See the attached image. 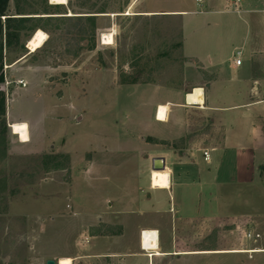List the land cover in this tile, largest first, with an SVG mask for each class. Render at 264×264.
Segmentation results:
<instances>
[{"label":"rangeland","instance_id":"rangeland-1","mask_svg":"<svg viewBox=\"0 0 264 264\" xmlns=\"http://www.w3.org/2000/svg\"><path fill=\"white\" fill-rule=\"evenodd\" d=\"M9 6L34 17L52 10L97 16V31L73 55L64 22L39 21L49 31H44L48 38L41 48L31 52L32 32L29 40L23 39L25 49L5 51L0 82L6 98V124L0 128V264H46L48 259L132 247L129 236L117 244L109 238L121 231L116 220L156 216L137 214L147 203V193L156 195L149 190L153 156H166L173 166L192 155L195 170L200 168L199 175L179 170L173 176L171 204L180 209L173 213L181 232L179 247L264 248V172L257 171L249 182L235 173V152L243 145L237 138L247 130L238 125L242 118L237 111L210 114L197 105L171 106L168 122L154 117L158 102L185 103L184 94L174 89L190 82L183 81V67L173 61L172 48L183 31L186 54L205 57L200 46L205 15L135 13L140 8L200 10L195 0H85L82 5L78 0L64 5L10 0ZM242 7L264 8V0H242ZM218 16L222 25H236L243 24L240 16L255 20L261 15ZM110 32L112 43L102 45L101 35ZM232 42L219 41L220 48L216 43L227 63L235 57ZM216 49L208 48L211 53ZM142 63L154 82L122 83ZM231 90L219 88L217 101L212 94L210 104L230 107L243 101ZM183 118L190 123L186 135ZM22 121L30 125V144L22 145L10 127ZM151 137L176 140L160 143ZM208 149L209 162L203 158ZM164 206L170 207L168 200ZM120 210L132 213L118 215ZM189 264H264V251L211 252L192 256Z\"/></svg>","mask_w":264,"mask_h":264},{"label":"crops","instance_id":"crops-1","mask_svg":"<svg viewBox=\"0 0 264 264\" xmlns=\"http://www.w3.org/2000/svg\"><path fill=\"white\" fill-rule=\"evenodd\" d=\"M196 1V0H195ZM197 3V2H196ZM64 5V4H56ZM62 12V11H58ZM194 13H200L205 15L203 34L200 40L201 52L206 50L207 55L205 57H198L196 53H187L184 51V44L182 42V55L186 58L183 66V81L190 82L189 87H177L174 90L184 94L185 103L179 101H165L158 102L155 107L154 117L161 123H166L170 119V113L172 111L171 106H180L186 108V106L197 105L206 113L237 111L238 118H242L238 125H245L247 127L245 136L237 138L240 146L236 152L234 158L237 162V168L235 167V173L240 180L249 182L259 171L261 174L264 172V8L255 7H242V0H203V7L200 10L189 9H143L140 8L136 11V16L144 17H172L178 18L180 16L191 15ZM224 14H259L261 16L256 17L255 20L241 17L243 24L233 25L227 23L222 25L219 22L218 15ZM61 15V14H58ZM72 15V14H67ZM240 27H243V31L240 34ZM254 28L258 30L255 31ZM227 31V32H226ZM217 32V33H216ZM223 32V34H222ZM182 31V37H183ZM220 39V40H219ZM228 39V40H226ZM232 40V46L234 51L242 50L245 52V57H241L242 62L237 65L235 57H230V63L227 60L219 56V50L217 48V41H223V43ZM217 40V41H216ZM236 44V45H235ZM44 45V44H43ZM215 47L213 53L209 52L208 48ZM219 44V48H220ZM211 53V54H210ZM231 87V94L238 98V103L233 104L230 107H222L218 104H210L212 99L210 95L214 94L215 97L218 94L219 88ZM202 88L203 90V102L189 104L187 102V94L189 90L194 88ZM217 97L215 98V102ZM160 106H166L168 109L166 120L158 119V110ZM221 118V117H220ZM182 123L187 128L185 135L190 127L189 120L183 118ZM215 122H218L214 120ZM28 125L29 140L22 142L19 138V142L22 145L30 144L31 131L30 125L27 121H24ZM220 122V121H219ZM225 121L221 119V125L224 126ZM12 124V123H11ZM10 124V125H11ZM183 135L182 137H185ZM180 137V138H182ZM157 142L173 141L170 139H159L151 137ZM177 138V139H180ZM244 142V143H243ZM213 149L220 148L219 146H212ZM209 159L205 161L209 162L212 157L209 149ZM155 156L150 158V164L152 168V160ZM165 158V165L169 172V185L166 187H154L151 183L149 190L156 192V195L152 196L150 192L147 193V203L144 208H140L137 214H156L151 219L139 220L138 217L119 219L116 222L120 225L119 233H112L109 239H115V243L121 239H131L133 246L128 249L122 247L110 248L103 253H95L91 255H76L70 257L72 259L71 264H189L192 256H207L211 252L230 251V252H244L248 253H260L264 251L261 247H247V248H230V249H206V248H187L179 247L177 240L178 235L181 233L178 231L176 220L174 217L175 212L179 211V207H173L171 204V197L173 194V176L177 171H181L188 175L191 171L200 174L199 170H195L196 164L193 162L192 155L189 157V161H177L173 166L168 163L167 157ZM191 163V164H190ZM191 165L192 167H189ZM153 170V168H152ZM151 182V181H150ZM159 194V195H158ZM169 201L170 207L164 206L166 201ZM148 211V212H147ZM132 210H120L118 215L131 214ZM165 215H169L166 217ZM120 218V217H119ZM155 230L156 235V247L147 248L141 238L142 231ZM93 233H95L93 231ZM96 235V234H95ZM88 238L85 236V239ZM89 241V239H88ZM89 242H86L87 244ZM219 254V253H215ZM61 258V257H60ZM56 260L57 264L60 260ZM91 259H96L93 261ZM189 261V262H188Z\"/></svg>","mask_w":264,"mask_h":264},{"label":"trees","instance_id":"trees-1","mask_svg":"<svg viewBox=\"0 0 264 264\" xmlns=\"http://www.w3.org/2000/svg\"><path fill=\"white\" fill-rule=\"evenodd\" d=\"M80 5L85 3V0H78ZM10 0H0V82L3 80V60L6 52H17L25 49L26 42L24 38H30L32 32L41 29L47 33L49 31L45 27L39 26V21H46L49 23H56L58 21L64 22V34L70 41L68 46L69 53L76 55L81 47V41L87 36L96 35L97 26L95 19L97 16L91 15H75L66 16L67 12H57L52 10L50 12L39 13L40 16H31L30 13H23L21 9L16 8L14 16H11V9L9 6ZM37 14V13H34ZM61 14V15H58ZM47 15V16H43ZM58 15V16H56ZM30 32H27V31ZM31 33V35H29ZM179 42L174 43L173 50L176 53L175 62H178L182 67L185 64L186 58L182 55V32L179 31ZM144 63H146L144 61ZM142 63L141 67L136 70L122 83L140 84V83H153L155 78L150 74L147 75L146 66ZM6 98L5 93L0 91V128L5 126L6 120ZM154 142L157 140L153 139Z\"/></svg>","mask_w":264,"mask_h":264},{"label":"bare ground","instance_id":"bare-ground-1","mask_svg":"<svg viewBox=\"0 0 264 264\" xmlns=\"http://www.w3.org/2000/svg\"><path fill=\"white\" fill-rule=\"evenodd\" d=\"M53 4H66L67 0H50ZM114 33H104V44H111L112 37ZM47 34L38 29L36 33L33 35L30 40L28 46L30 47L31 52H35L39 48L43 46L45 41L47 40ZM187 102L189 104L202 103L203 102V90L202 88H194L191 92L187 94ZM168 109L166 106H160L158 110V119L166 120ZM12 132L22 141L27 142L29 140V129L26 122H13L10 125ZM151 183L154 187H166L169 185V172L167 169L165 170H153L151 172ZM156 235L157 232L155 230L145 231V240L144 245L147 248L156 247ZM72 259L70 257H61L58 264H71Z\"/></svg>","mask_w":264,"mask_h":264},{"label":"built area","instance_id":"built-area-1","mask_svg":"<svg viewBox=\"0 0 264 264\" xmlns=\"http://www.w3.org/2000/svg\"><path fill=\"white\" fill-rule=\"evenodd\" d=\"M196 2H197L198 6L203 7V0H196ZM100 42H101L102 45H106V44H104L105 43L104 33L101 35ZM241 57H242V50H237L235 52V62H236L237 65L241 64V62H242ZM204 157H205L206 160L209 159V153L207 151L204 152ZM141 238H142V241L144 243V240L146 238L145 237V231L141 232ZM85 240H86V242H88V238H86Z\"/></svg>","mask_w":264,"mask_h":264},{"label":"water","instance_id":"water-1","mask_svg":"<svg viewBox=\"0 0 264 264\" xmlns=\"http://www.w3.org/2000/svg\"><path fill=\"white\" fill-rule=\"evenodd\" d=\"M15 12L11 11V16H14ZM36 17V16H35ZM152 168L153 170H165L166 165H165V158L164 157H155L152 160ZM46 264H57L55 259H48L46 261Z\"/></svg>","mask_w":264,"mask_h":264}]
</instances>
